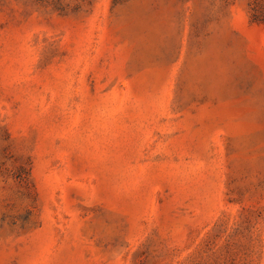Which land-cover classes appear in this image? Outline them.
<instances>
[{
  "label": "rangeland",
  "instance_id": "obj_1",
  "mask_svg": "<svg viewBox=\"0 0 264 264\" xmlns=\"http://www.w3.org/2000/svg\"><path fill=\"white\" fill-rule=\"evenodd\" d=\"M0 264H264V0H0Z\"/></svg>",
  "mask_w": 264,
  "mask_h": 264
}]
</instances>
